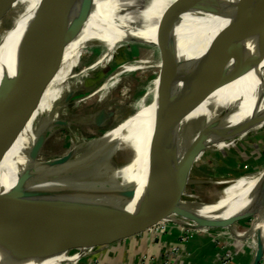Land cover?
<instances>
[{"label":"bare ground","instance_id":"6f19581e","mask_svg":"<svg viewBox=\"0 0 264 264\" xmlns=\"http://www.w3.org/2000/svg\"><path fill=\"white\" fill-rule=\"evenodd\" d=\"M201 1L195 0L193 9L189 10L190 0H21L24 12L12 17L13 27L0 40V81L3 79L0 87V138L11 141L0 162V191L11 189L19 174L26 169L38 174L42 182L75 180L84 166L121 136L123 145L112 156L108 169L115 170L132 161L118 174L143 187L145 181L141 175L147 173V152L155 137L159 135L157 141L166 148L174 146L189 88L192 62L202 55L207 41L229 20L228 43L231 46L234 44L232 34L237 29L241 33L239 45L243 49V55L237 59L236 54V62H232L240 66L248 58L255 61L234 82L219 88L212 100L211 111L204 109L189 118L205 116L209 120L218 111L230 107L219 126L220 130L229 131L258 112L264 113V83L258 72L259 66L264 63V18L257 17L259 8L264 11V0H232L231 18L227 20L200 16L198 8ZM173 15L177 17L175 20H172ZM131 41L150 46L159 60L126 63L100 90L111 86L112 81L123 74L156 68L153 81L146 87V95L138 102L136 112L112 130L89 139L92 141L87 144L74 135L77 140L75 148L70 151L73 158L68 163L55 165L51 161L49 165L43 162L31 165L28 156L36 139L34 123H37L23 125L19 119L20 91L25 96L53 79L49 92L44 96L45 101L38 108L40 113H47L51 110L48 109L50 99L60 97L66 70L80 58L83 50L89 47L102 49L95 62L99 65L119 43ZM35 61L38 63L30 81L10 90ZM63 107L64 110L66 106ZM10 117L13 118L11 122ZM15 132L17 136L13 139ZM91 145L95 146L85 149ZM191 176L190 172L180 170L170 183L182 200L194 205L201 216L216 218L219 214L223 217L224 213L234 215L243 209L262 208L254 213L251 229L238 233L241 239L251 241L255 238L256 251H262L264 170L227 181ZM180 224L188 225L184 222ZM223 225L231 227L229 223ZM39 239V235L26 236L18 230L0 229V264H36ZM80 258V255L70 258L59 255L45 264L77 262Z\"/></svg>","mask_w":264,"mask_h":264},{"label":"water","instance_id":"95a60500","mask_svg":"<svg viewBox=\"0 0 264 264\" xmlns=\"http://www.w3.org/2000/svg\"><path fill=\"white\" fill-rule=\"evenodd\" d=\"M13 1L0 3V9L13 7ZM194 2L195 0H190L189 10L193 9ZM232 7V0H202L198 14L227 20L231 18ZM258 11L260 12L257 17L264 18L262 8ZM2 15L6 14H0V21ZM176 18L172 16V20ZM230 28V20L220 26L209 42L207 41L202 55L197 56L192 62L189 88L179 118L174 146L166 148L157 141L159 135L155 137L147 152V173L141 175L145 181L143 187L118 174L119 170L129 167L132 161L115 170L105 168L102 171L91 172L112 158L123 145L121 136L84 166L80 176L75 180L42 182L38 179V174L26 169L19 174L11 189L0 191V229L18 230L26 236L39 235L40 251L36 264H45L75 249L87 251L120 242L149 230L159 221L167 220V215H175L192 222L194 224L192 228L217 229L221 228L218 225L224 223L233 225L234 222L247 219L262 209L258 207L251 210L243 209L228 218L220 217L221 214L216 215L218 218L204 217L199 215V210L194 205L182 200L170 183L172 177L180 170L189 172L188 164L211 145L246 136L264 122V113L258 112L250 120L235 125L229 131L220 130L219 126L229 113L230 107L218 111L209 120H206L205 116L189 118L204 109L211 111L212 100L219 88L234 82L241 72L247 70L255 61L248 58L240 66L235 65V55L237 54V59L243 55V49L239 45L242 37L235 29L232 34L234 44L229 45ZM2 81L3 79L0 81V87ZM45 83L25 96L21 94L23 91H20V105L24 98L33 96ZM18 84L19 86L23 84L21 78L17 80L16 85ZM22 116L19 106L18 117L24 125ZM9 121H13V118L10 117ZM61 124L62 122L56 121L53 126ZM12 136L15 139L17 132ZM0 142V148L3 146L7 149L11 143L6 138H0ZM44 142L45 134L42 132V135L39 134L35 139L29 152V157L33 160L31 165L40 164L34 160ZM3 156L4 152L1 151L0 162ZM72 158L73 153L68 152L43 163L49 165L54 161L55 165H64ZM146 193L155 201L154 207L148 212L134 216L120 208V205L127 203L136 195ZM263 254L264 249L256 251L252 264H258Z\"/></svg>","mask_w":264,"mask_h":264},{"label":"rangeland","instance_id":"374dc122","mask_svg":"<svg viewBox=\"0 0 264 264\" xmlns=\"http://www.w3.org/2000/svg\"><path fill=\"white\" fill-rule=\"evenodd\" d=\"M6 1L7 0H0V3ZM13 5V7H3L0 9V11L3 10L0 14H6L2 15L0 21V40L2 36L5 33H8L13 27L12 17L14 15H21L24 12L21 0H14ZM126 23L129 24V22H125V24ZM152 51L153 49L150 46L140 45L133 41L119 43L109 57L105 58L101 64L95 65V62L102 54V49L89 47L83 50L79 56L80 58H78L73 64H70L68 70H66L65 80L61 84L59 92L60 97L53 100L50 99V102L48 103V109L51 108V110L42 114L38 108H40L45 101L44 96L49 92L53 79L48 80L33 96L29 95L31 98L29 96L26 97V99L24 98L20 105V111L24 116V125H26V123L31 125L36 122L37 124L34 123L36 131L35 137L37 138L39 134L42 135V132L45 134V142L34 161L43 162L67 154L75 148L78 136L81 141L87 144L92 141L89 139L101 136L104 132L117 127L124 120L133 115L136 112L138 102L144 97V95H146V87L153 81V74L156 71V68H148L143 71L123 74L113 80L112 82L114 83L108 88L103 90H100V88L109 80V78L112 77L118 68L128 62L148 59L150 61H158L159 58L156 51H154L155 53H152ZM37 63L38 61H35L27 68L21 79L23 82L22 85H14L9 89L15 90L28 83L34 76V69L37 66ZM263 66L264 63L259 66L258 72L261 74V82L264 83ZM28 99H30V101H27ZM150 99L151 96L149 97V100ZM24 101L25 103H23ZM64 105L66 107L63 110ZM30 112L33 113L31 114ZM75 113L82 116L89 114L93 116L99 114L104 115V127L96 130L91 128L88 129L85 125L81 127L80 125L77 126L71 122L73 120L72 115ZM56 121H60L62 124L60 126H53ZM80 129L83 131L81 132ZM74 135L77 137L75 138ZM94 146L95 145H91L85 149H90ZM1 151L2 153L4 152L5 155L8 149L6 147H1L0 152ZM110 160L111 158L100 166L94 168L91 172L94 173L102 171L103 169L105 170V168H108ZM28 161L31 164L33 160L28 156ZM187 167L192 175L191 177L200 176L214 179L222 178L225 181L237 178L241 175L263 171L264 122L260 127H257L255 131L250 132L244 137L241 136L231 141L213 144L211 147L204 150L197 158L192 160ZM154 205V199L149 193H146L136 195L135 198L120 205V208L131 215L138 216L142 213L148 212L150 208L154 207ZM146 208H148V210ZM222 216L228 218L232 215L224 213ZM254 217L255 215L252 214L249 218L247 217V219L234 222L233 225H230L232 233L230 230L220 228H192V226H194L192 222L175 215H167V220L157 222L150 229L158 232L157 236L152 233L155 237H165L170 234V232H178V245L173 246V250L168 251L169 253H173L175 258L179 253L177 246H181L183 241H187L189 238H194L197 234L202 232L207 234L213 232L218 234L219 238H221L219 240L222 242L220 249L222 248L221 255L224 258L229 259L230 257H233V255L242 257V252L247 250V252H249L247 264H252L256 255L255 238L251 239V241L243 238L241 239L238 237V233L250 230ZM182 222L191 227L179 225V223ZM144 232H148V230L139 234ZM231 234H233V238ZM219 244L220 242H218V245ZM89 251L90 250L85 251L84 249H75L69 251L65 256L70 258L81 254L80 260L77 261L80 262ZM77 262L74 261L63 264H77ZM258 264H264V254L261 256Z\"/></svg>","mask_w":264,"mask_h":264},{"label":"crops","instance_id":"0c3cea01","mask_svg":"<svg viewBox=\"0 0 264 264\" xmlns=\"http://www.w3.org/2000/svg\"><path fill=\"white\" fill-rule=\"evenodd\" d=\"M104 117L101 114L82 116L75 113L72 115L73 120L71 122L77 126L80 125V127L85 125L88 129L98 130L104 127ZM179 225L183 224L179 223ZM218 226L221 227L220 229L231 231V228L227 225L221 224ZM231 235L233 238V234ZM178 238L177 231L170 232L165 237H155L148 230V232L109 246L93 249L87 253L79 264H166L167 256L170 257V262H173V264H247L249 255L247 250L242 252V257L233 255L229 259L224 258L221 255L222 248L220 249L222 242L219 240L221 238L213 232L210 234L202 232L194 238L183 241L181 246H177L179 253L175 258L173 253L168 251L173 250V246L178 245ZM218 242H220L219 245Z\"/></svg>","mask_w":264,"mask_h":264},{"label":"built area","instance_id":"2783aa9c","mask_svg":"<svg viewBox=\"0 0 264 264\" xmlns=\"http://www.w3.org/2000/svg\"><path fill=\"white\" fill-rule=\"evenodd\" d=\"M149 231L151 232V233H153V234H156V236H157V231H153V229H149ZM91 251V250H90ZM77 256V255H76ZM80 256H81V254H80ZM167 261H166V264H170L171 262V260H170V257L169 256H167ZM80 260V259H79ZM77 263H79V262H77ZM171 264H173V262L171 263Z\"/></svg>","mask_w":264,"mask_h":264}]
</instances>
